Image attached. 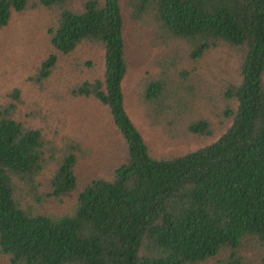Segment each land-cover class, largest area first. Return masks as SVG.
<instances>
[{
    "label": "trees",
    "instance_id": "1",
    "mask_svg": "<svg viewBox=\"0 0 264 264\" xmlns=\"http://www.w3.org/2000/svg\"><path fill=\"white\" fill-rule=\"evenodd\" d=\"M40 8L36 80L73 66L64 88L118 136L105 174L84 176L88 145L18 117V90L0 103V264H264V0H0V28ZM132 25L170 48L136 109L176 149L155 150L130 106Z\"/></svg>",
    "mask_w": 264,
    "mask_h": 264
},
{
    "label": "rangeland",
    "instance_id": "2",
    "mask_svg": "<svg viewBox=\"0 0 264 264\" xmlns=\"http://www.w3.org/2000/svg\"><path fill=\"white\" fill-rule=\"evenodd\" d=\"M52 21V13L40 8L24 13L13 14L10 23L0 28V103H9L13 93L18 90L19 100L16 115L37 127L50 126L52 139L57 135L58 144L62 141L82 142L91 149L90 157L81 162V174L89 176L95 173L104 175V170L110 156L113 154V142L116 129L107 116L105 108L93 100L72 99L73 95L63 85L65 75L73 70V66H65L62 73L58 72L52 79L40 84L37 79V70L40 62L50 51L51 44L48 28ZM129 27L128 42L131 46L134 63L137 68L131 74L130 84L127 85V97L132 106L135 120L144 131L147 140L158 152L176 149L174 143L165 145L162 140L163 132L158 129L154 132L149 125L139 120L140 108L137 101L142 96L144 82L147 77L145 71L158 72L163 59L169 54L170 48L158 45L153 39L151 31L142 26ZM145 32L141 35V31ZM92 51L88 56L94 61L95 67H100V59L95 55V49L80 50V55ZM93 54V55H92ZM186 55L180 53L178 59L187 67ZM195 66H188V71ZM199 68V67H198ZM87 69V68H85ZM96 70V69H95ZM94 70V71H95ZM199 72L203 69L199 68ZM94 73V72H93ZM90 74V73H89ZM196 80L199 73H190ZM87 75V72L74 73L69 76L74 83ZM135 93H131L132 91ZM137 107H136V106ZM145 118V117H144ZM86 128V129H85ZM57 132V134H56ZM166 135V134H165ZM90 136V137H89ZM167 137L166 139H169ZM61 141V142H59ZM201 142L198 138L191 144L196 148ZM188 146H184L187 150ZM115 152V150H114Z\"/></svg>",
    "mask_w": 264,
    "mask_h": 264
}]
</instances>
